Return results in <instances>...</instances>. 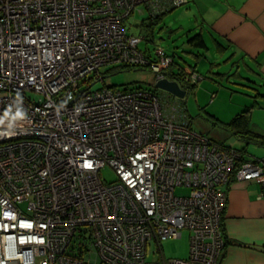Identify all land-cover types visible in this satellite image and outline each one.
<instances>
[{
  "label": "built area",
  "instance_id": "2783aa9c",
  "mask_svg": "<svg viewBox=\"0 0 264 264\" xmlns=\"http://www.w3.org/2000/svg\"><path fill=\"white\" fill-rule=\"evenodd\" d=\"M187 1L0 0V264L220 263L227 187L258 180L264 198V162L195 130L170 95L84 79L111 65L168 77L172 57L127 21ZM184 230L187 257L147 258Z\"/></svg>",
  "mask_w": 264,
  "mask_h": 264
},
{
  "label": "crops",
  "instance_id": "0c3cea01",
  "mask_svg": "<svg viewBox=\"0 0 264 264\" xmlns=\"http://www.w3.org/2000/svg\"><path fill=\"white\" fill-rule=\"evenodd\" d=\"M184 4L185 7L179 9ZM184 4L168 12L174 10L175 14L179 10L178 19H188L190 33H200L206 42V46L187 42L188 47H212L206 39L209 35L215 47H226L223 53L215 48L211 51L212 56L208 60L212 63L211 67L221 71V64H232L231 73L226 72L221 78H235L242 82L260 73L256 79L264 81V0H188ZM184 27L185 24H180V29ZM178 31L179 28L173 30ZM153 35L152 41L143 40L141 43L145 42V46L149 47L155 42V31ZM215 76L209 73L207 77L215 81ZM261 87L264 89V86ZM217 128L214 126L219 133ZM253 128L264 132L254 124ZM213 139L228 145L224 140ZM257 159L264 162V157ZM227 188L228 204L223 227L229 242L226 241L219 264H264V198H259L261 183L258 180L233 181Z\"/></svg>",
  "mask_w": 264,
  "mask_h": 264
},
{
  "label": "rangeland",
  "instance_id": "374dc122",
  "mask_svg": "<svg viewBox=\"0 0 264 264\" xmlns=\"http://www.w3.org/2000/svg\"><path fill=\"white\" fill-rule=\"evenodd\" d=\"M186 4L182 5L179 9L185 7ZM186 8H184L185 10ZM176 10V9H175ZM174 11V10H173ZM173 11L166 13L161 19L154 25L155 31V42L149 45V48L153 50L157 46H161L169 52H173L177 62L194 63V56L188 51H198L195 47H188L189 36H193L196 33H190L188 19H178L176 10L175 14ZM149 13L140 14L137 10L132 14L127 23L130 33L140 34V26L142 19L147 17ZM182 16V15H181ZM179 20V21H178ZM163 22V23H162ZM180 24H185V27L180 29ZM178 32H173L174 29H178ZM189 29V30H188ZM206 39L209 41L210 46L215 47L213 39L208 35ZM141 48H145V42L141 43ZM211 59L210 55H207V59L201 61L200 71L205 74L209 68ZM231 63L228 65L221 64L220 70L231 73ZM237 66V64H236ZM237 67H235L236 69ZM234 69V71H235ZM102 78H96L95 73L88 74L84 79L90 78L91 81L95 80V83L91 85L92 89L101 88L104 85L116 87L119 89L124 88H155V73L149 69L131 68L129 66H103L100 69ZM252 78V77H251ZM84 79L82 82H84ZM229 78H221L216 75L215 81L209 77H206L199 83L198 91L189 93L184 99L176 98L182 106H186V115L190 118L192 126L195 130L201 132L209 137L218 138L226 141V144L234 147L242 148L246 147L245 155L252 158L264 157V146H260L256 143L245 144L235 136H232L230 132L225 129L217 128L214 129L213 122L214 117L218 120L229 121L236 113L245 109L254 103V100H258L257 108H254L252 112V122L256 128L264 130V96H257L255 94L264 93L263 87L253 84L250 81L237 80L235 78L228 80ZM258 81V80H257ZM259 82V81H258ZM85 85L88 82H84ZM159 93H165L174 98L173 95L166 92L165 90L158 88ZM29 96L38 98L40 95L34 91L28 92ZM214 116V117H213ZM217 133L218 135H215ZM101 176L107 182L114 181L116 174L110 166H105L101 171ZM190 190L188 188L178 187L176 188V194L188 195ZM189 232L184 230L183 235L180 238L163 240L161 247L163 249L162 255L164 254L167 258H185L189 254L190 250V239ZM159 244L157 241L152 240L149 247V260H156L161 257L160 253H157ZM156 252V253H155Z\"/></svg>",
  "mask_w": 264,
  "mask_h": 264
},
{
  "label": "trees",
  "instance_id": "16d2710c",
  "mask_svg": "<svg viewBox=\"0 0 264 264\" xmlns=\"http://www.w3.org/2000/svg\"><path fill=\"white\" fill-rule=\"evenodd\" d=\"M174 7H176V6H170L169 8H166L164 10V12L161 13L156 18H153L152 16L148 15L147 17H144L142 19L141 23L139 24L140 31H141L140 35L143 36V40L145 42L152 41V38L154 36L153 35L154 25L156 24L157 20L161 19V17L164 14H166L168 11H170ZM188 40H189V42H194V44L196 46L197 45L198 46H206V42L200 33L196 32L195 35L189 36ZM145 48H146L145 50H148V51L150 50V48L147 46H145ZM195 48L199 49V50L196 52L195 51H188L189 53H191L194 56V60H195L194 63L187 62L185 60L182 63L177 62L175 59L174 53L173 52L171 53L165 49L166 53L172 57V62L170 64L169 68L167 69L166 74L169 78L176 79L179 81L181 86L187 90L186 96L189 93L197 92V89L199 87V83L205 77L209 76V73H214L215 75H219V76H222L226 73L225 71H215L211 67L212 63H210V66L207 70V73H205V74H203L199 69V64L201 63V61L207 59V55L212 56L211 51L214 50V48H215V50H218V52L223 53L224 51H222V50H225L226 47H195ZM151 57L155 58V55L152 54ZM124 66H129L131 68H133V67L137 68L138 67L141 69H149V67H145V66H142V67L141 66H134V65H124ZM192 72L193 73L196 72L197 74H199L201 76V78L197 79L196 81L187 80L186 79L187 73L191 74ZM258 74L260 75V73H258ZM258 74L253 75L252 78L250 77V78H247L246 80L250 81L253 84H256L259 86H264V81L261 82L259 79H256ZM108 87H112V86H108ZM136 88L148 89V90H151V91L156 92V93L159 92L157 86H155V88H151V89L140 87V86L136 87ZM261 95L264 96V93L260 92L259 94H255L254 96L257 97V96H261ZM173 97L174 98L170 99L173 102V104H175L177 108H182L184 111H187L186 106L185 105L182 106L180 101L179 102L177 101L176 98H179V97H177L175 95H173ZM184 98H180V99H184ZM257 104H258V100L255 99L254 103H252L250 106H248L245 109L236 113V115L229 121L218 120V118L213 116L215 119V121L213 122V125L221 128V129L227 130L228 132H230V134L232 136H235L236 138H238L240 141L244 142L245 144H249V143L253 142V143H256L260 146H264V132L255 130L253 128V124H252V112H253V110ZM189 122H190V125L192 126V122H191L190 118H189ZM240 150L245 154L246 147L244 146ZM255 159H257V158H255ZM225 238H226V241L229 242L228 238L227 237H225Z\"/></svg>",
  "mask_w": 264,
  "mask_h": 264
},
{
  "label": "water",
  "instance_id": "95a60500",
  "mask_svg": "<svg viewBox=\"0 0 264 264\" xmlns=\"http://www.w3.org/2000/svg\"><path fill=\"white\" fill-rule=\"evenodd\" d=\"M156 86L179 98H184L187 93V90L180 85L178 80L170 79L168 77L162 78L157 81Z\"/></svg>",
  "mask_w": 264,
  "mask_h": 264
}]
</instances>
